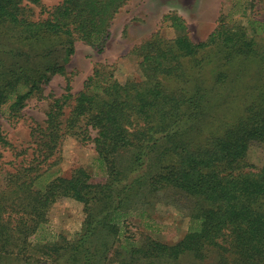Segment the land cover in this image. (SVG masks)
Here are the masks:
<instances>
[{
	"label": "trees",
	"instance_id": "1",
	"mask_svg": "<svg viewBox=\"0 0 264 264\" xmlns=\"http://www.w3.org/2000/svg\"><path fill=\"white\" fill-rule=\"evenodd\" d=\"M42 1L0 0V35L11 29L22 41L20 48L9 52L0 48L2 116H18L52 77L66 72L52 58V47L43 48L47 41L55 39L64 45L65 63L76 53L78 41L103 53L112 21L129 0H64L45 18L34 19V7ZM165 20L178 36L165 43L156 33L135 49L141 57L140 79L122 83L114 65H97L79 93H72L68 81L66 93L53 101L47 113L46 126L32 132V158L0 186V264L58 261L69 244L43 238L32 245L28 240L45 227L51 208L63 199L83 203L88 215L85 238L71 249L84 254L87 239L99 231L105 238L120 240L121 219L131 212L127 208L134 193L143 189L152 198L160 192H174L190 199L193 226L173 245L151 238L140 245L129 242L124 246L129 259L120 264H168L183 256L204 261L211 249L227 248L221 240H230L236 264H264V158L257 170L247 161L252 144L264 146V50L256 48V38L247 30L229 27L226 18L200 43L190 39L178 17L166 16ZM38 44L42 46L30 49ZM217 44L233 50L230 56L256 55L263 78L254 85L257 94L241 117L205 134L204 127L230 101V73L220 72L209 88L196 86L189 97L171 94L164 84L179 68L180 58ZM2 53L8 56L6 60ZM92 133L99 160L109 165L106 184H94L84 168L69 176L44 178L56 165L66 136L82 135L87 140ZM6 143L0 128V144ZM160 143L163 151L157 155ZM38 151L44 155L39 163ZM125 152L132 158L120 167ZM159 156L170 162L159 165ZM79 257L71 255V262L92 263L86 254Z\"/></svg>",
	"mask_w": 264,
	"mask_h": 264
},
{
	"label": "rangeland",
	"instance_id": "2",
	"mask_svg": "<svg viewBox=\"0 0 264 264\" xmlns=\"http://www.w3.org/2000/svg\"><path fill=\"white\" fill-rule=\"evenodd\" d=\"M63 1L43 0L41 6L34 7V19L45 18L49 10ZM166 16L178 17L185 24L187 35L195 43L207 40L220 26L222 18H226L225 23L230 22L229 27L235 31L247 30L250 37L256 38V48L264 50V0H129L112 21L111 36L105 51L98 53L96 49L78 41L76 53L66 63L62 59L64 45L55 39L47 41L43 48L52 47V58L64 65L66 72L52 77L48 85L43 86L39 93L27 101L26 107L18 116L0 115V128L7 142L6 145L0 144V186L10 173L21 166H27L35 147L32 132L46 126L47 113L53 101L66 93L68 81L71 83L72 93H79L97 65H114L115 76L122 83L141 78L140 52L135 49L156 33H160L165 43L178 36V31L165 20ZM18 36L19 34L11 29L3 30L0 35V48L6 52L11 48H20L22 41L18 40ZM42 44L30 49L35 50ZM232 51L222 44H217L195 56L180 58L179 68L165 79L164 87L168 92L189 97L195 92L196 86L209 88L220 72L227 70L230 73V101L222 112L217 114V118L204 127L205 134L220 130L227 123L241 117L246 106L257 94L254 85L263 78L256 55L245 57L234 53L230 56ZM7 58L8 56L2 53V59ZM95 136V133H92V137L87 140H83L82 135L66 136L60 147L56 165L51 167L44 178L69 176L75 169L84 168L91 175L94 184H106L110 178L109 165L99 160L93 141ZM162 151L163 144L160 143L155 149V154H161ZM36 157L37 163L42 161L43 152L38 151ZM131 158L130 152L122 154L120 167L128 165L124 161L129 162ZM263 158L264 146L252 144L247 159L250 166L256 168L255 170L261 168ZM157 161L159 165L170 162L161 156ZM137 176L138 174L134 177ZM128 206L127 209L131 212L121 219L122 238L111 240L113 237L105 238L103 232L101 234L99 231L87 239V245L83 249L88 250H82L84 254H80V250L77 252L71 249L85 238L88 216L85 205L73 199L58 201L48 213L45 227L28 242L35 245L39 239L46 238L69 244V248L58 256V261L51 264H77L71 262L70 256L74 254L80 256L79 258L86 254L91 259V264H120L124 259H129L127 250L124 249L129 242L140 245L145 239L151 238L173 245L180 242L193 226L191 212L194 203L181 194L160 192L152 198L146 190H137ZM127 237L131 240H125ZM220 242L227 248L211 249L204 261L195 260L192 256H183L177 262L168 264H236L230 240Z\"/></svg>",
	"mask_w": 264,
	"mask_h": 264
}]
</instances>
